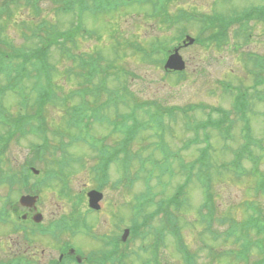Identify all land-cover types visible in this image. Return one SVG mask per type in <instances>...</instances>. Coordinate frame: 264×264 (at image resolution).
<instances>
[{
    "label": "rangeland",
    "instance_id": "374dc122",
    "mask_svg": "<svg viewBox=\"0 0 264 264\" xmlns=\"http://www.w3.org/2000/svg\"><path fill=\"white\" fill-rule=\"evenodd\" d=\"M26 1L0 0L1 5L9 2V10L0 20V24L5 25L6 28L3 33L6 40L12 46L25 49L27 52L30 51L29 49H36L38 41H41L36 36L41 35L33 31L40 25V21L46 22V20L50 26L55 27L56 25L61 32L76 35L77 46L76 48L73 46V51L76 53L78 51V55L80 52L102 54L107 60L106 69L110 73L109 85L121 86L122 90L127 91L128 99L126 100L129 101L125 105L132 102L138 104L139 107L142 106L143 109L138 111L140 118H148L146 110L161 109L172 115L175 114V119L165 118L167 131L164 139L171 151L178 153L179 157V160H173L174 174L172 175L162 176L155 168L156 175L149 181L150 190L143 179L149 171L141 173L137 169L138 159L135 162L136 165L132 166L133 174L136 173L137 179L131 176L132 180H135L133 184L130 183L131 187H113V182L118 178L119 172L116 167L112 168L110 182L102 191L104 198L101 202V211L97 213L90 211L88 197L84 191L92 189L95 184L91 167L96 162V156L82 141L66 149L58 147L61 140L56 133L57 130L65 132L64 141L76 134L73 128L68 127L74 126L70 106L75 105L72 108L74 110L87 93L79 96V88L87 81L71 71L74 68L78 69L77 59L67 60L57 47L53 48L49 51L50 62L61 67H57L54 75V85H52L54 99L49 104H44L38 115H33L38 111L36 106L33 108L34 101L30 98L28 106L21 109L19 102L24 94L20 90L17 91L16 86L8 90L2 100L4 106L13 115H8V118L5 116L6 122L0 120V134L4 136L10 135L14 117L15 120L24 121L27 125L37 126L43 121L46 122L48 126L44 124L45 130L49 133L46 143H50L47 145L50 153L42 157L49 163L59 157H65L67 160V164L62 169L69 177L68 192L63 194L59 183L48 180L49 184L43 186L42 191L38 193L35 211L44 215L42 228H47L46 231L51 230L52 228L48 225L56 223L61 216L66 217L68 221L73 219L81 221V218H86L92 233L99 236L108 235L111 238H121L124 229L135 222L142 227L141 233L137 235L130 233L129 241L120 244L121 248L115 254L116 261L108 260L106 264H146L148 259L154 261L153 264H186L183 260L185 253L194 255V264H244L234 260L231 256H223V249L238 247L239 243L232 245L233 242L229 239L227 241L228 236L225 238L221 230L232 225L234 221L249 216V211L245 207L246 200H254L264 210V194L260 193L256 196L254 189L256 183L251 176L238 178L234 173L217 172L215 168L212 169V181L209 188L212 206L203 216L206 220L210 216L213 218V229L221 232L218 239L213 238L204 224L205 219L200 217L201 205L205 196L203 188L196 180L189 183L182 191L179 199L185 202L180 210L175 209V203L171 197L178 185L183 184L186 179V172L179 167L180 159L184 165L195 160L200 149L208 146L205 134L211 136L210 157L217 165L221 162L226 164L225 161L233 157L234 150L242 145L246 124L240 118V114L236 113L234 95L226 86L233 88L234 93H237L238 88H243L248 106L247 125L251 129L253 138L261 143L260 147H253V151L256 152L255 154L263 155L261 168L264 172V81L256 83L255 76L249 69L254 67L257 59L247 58L248 51L264 55V21L258 18L243 24L240 20L241 29L247 30L244 33L238 29V24H231L233 20L231 19V25L226 24L225 27L227 28L228 25L229 27L223 32H218L220 28H217L216 36L221 34L222 46L220 48L216 46L215 41L204 47L196 43L183 46L180 53L187 62L183 76L166 75L164 68L156 62L159 56L154 57L147 52L139 54L134 46L142 44L151 48L152 45L161 42L164 45L162 48L167 47L169 43L174 48L182 42L173 39L183 34V31L195 37L199 34V26L194 22L181 19L176 24L168 23L172 19L171 15L176 17L181 13L210 15L218 12L235 18L240 14L237 11L262 5L264 0H143L141 2L134 0L133 4H128L125 0H94V2L83 0L89 7H92L94 3V5L109 8L108 11L97 9L96 14L85 12L82 16L83 23L95 33L94 37L79 33L76 28L77 14L74 11L62 10L63 8H60L62 5L57 2L61 0H44L43 8L39 11L27 5ZM81 7V3H78L77 10L80 11ZM44 35L48 34L44 33ZM58 37L61 39L62 35ZM236 44L240 46L239 50L234 49ZM258 60L261 61L260 58ZM0 70V85L7 87L12 82L7 77L10 74L4 73V71L7 72L6 66H0ZM262 74L264 78V71ZM25 88L28 89L27 85ZM56 96H65L67 102ZM105 96L106 94H103L99 99L90 97L89 101L95 106L101 104ZM115 101L113 97L112 102ZM1 102L0 108L3 106ZM125 105H121L120 108L119 106L118 108L107 107L105 110L103 108V111L109 117L121 115L117 113L123 112H128L124 115H129L131 106L126 107ZM95 108L90 109L89 114L94 112ZM185 110L186 117L183 116ZM224 112H229L230 118L234 121L230 131L232 139L226 140L219 130L212 127L206 131L202 129L195 131L194 127L188 128L186 125V121L193 125L194 122H203L210 117L213 118L212 120L218 119ZM94 123L93 132L105 137L107 146L114 147L121 139V136L114 134L107 124ZM149 129L146 125L140 126L138 133L142 141L133 146V150H140L142 156L152 155L155 158L153 163L150 161L146 163L148 170L152 169L153 164L159 161L161 163L164 158V154L160 151L155 150L152 153L155 149L154 141L159 135L156 131H148ZM23 135L16 132L10 141L5 143L0 141V176H6L3 179L4 182L0 184V211L11 212L10 203L20 206V197L26 193L23 192V185H12L9 176L15 172L20 173L26 160L34 162L36 157H40L37 150L32 152L31 149L35 143L41 142V137ZM0 137L2 138V135ZM244 163L248 167L251 166L248 160ZM36 164L40 163L36 162ZM52 167L50 165L49 168ZM45 168L49 169L47 166ZM18 177L22 178L23 175L20 173ZM34 178L31 180H37ZM77 195H83V200L77 201ZM165 201L171 202L170 217L163 213L159 215V202ZM73 214L80 215L73 216ZM175 222L179 230L174 236L171 232L174 231ZM82 230L88 232L90 228L82 227ZM158 231H162L161 236L157 234ZM23 234L22 231L12 229L11 225L4 224L0 220L1 264H7L15 259L14 254L20 252L24 256H34L31 264L52 262L53 258L59 256L60 249L58 248L61 242L67 238L77 244L81 255L85 252L86 254L92 251L98 252L95 255L97 260L94 264L101 262L100 253L107 248L102 242L98 240L94 242L82 235L68 237V234L63 233L61 237L54 238L51 236L53 235L51 231L50 235L38 234L26 240ZM80 239L87 243H81ZM25 241L28 242L25 243ZM121 254L126 255L122 260H120Z\"/></svg>",
    "mask_w": 264,
    "mask_h": 264
},
{
    "label": "trees",
    "instance_id": "16d2710c",
    "mask_svg": "<svg viewBox=\"0 0 264 264\" xmlns=\"http://www.w3.org/2000/svg\"><path fill=\"white\" fill-rule=\"evenodd\" d=\"M26 2L28 3L27 5L39 11L41 8H43L42 3H44V0H27ZM67 8L73 9L74 6H72L71 4L70 6H67ZM8 10H9V2H6L4 5L0 4V20L4 18ZM235 18L239 20H245L246 18H250V19L260 18L264 20V5H260L254 8L253 7L247 8V10L240 12V14L236 15ZM5 30H6L5 25L2 26V24H0V66L7 67V72L4 71V73L10 74L6 76L12 82L7 87H2V85H0V102L3 100V97L6 94V92H8V90L14 89L17 86L16 90L17 91L20 90L21 93L24 94L25 96V97L23 96L22 100L19 102L21 109H23V107L25 108L28 106L29 99L31 98L35 103L33 108L36 106L38 109V111L33 115H38L42 111L44 104H49L52 101V99H54V95L52 92V85H54L55 71L57 67L58 68L60 67L57 64L50 62L49 51L57 47V49H59L63 57H65L67 60H73L76 54L73 51V46L75 47L74 44L75 38L69 32L68 33L61 32L59 28L57 29L56 25L55 27L53 25L50 26L47 20L46 22L40 21V25L33 32L35 34L41 35V36H36L41 41H38L39 43L36 49H29L30 51L27 52L25 51V49L23 50L12 46L10 42H8L3 35ZM44 33L48 35L45 36ZM59 35H62L61 39L58 37ZM71 71L77 74L76 68L71 69ZM87 79L91 80V76L87 75ZM25 85H27L28 89L25 88ZM106 91L107 92L116 91V97H114L116 99L115 102H117L115 104L116 107L118 106L119 103L125 102L126 96H128V93L126 91L125 97L122 98L119 97L117 95L116 88L113 86H110V88H108ZM83 94L84 93H79V96H82ZM77 95H78V90H77ZM101 95H102L101 93L98 94L90 93L86 95V99H88L87 107H89L90 109L96 107L94 110L95 113H93L92 115H101V113H103L102 109L107 107L102 103L97 104L95 106L92 105V103H90L89 101L90 97L99 99L101 98ZM56 97H60L63 101H66L65 96H56ZM2 103L3 101L1 102V105ZM244 103H245L244 98H239L237 100L236 106L238 111L242 110V108L244 107ZM73 107H75V105L70 106L71 109L70 114L79 115L80 114L79 111L81 107L84 106H82V104L79 103L74 110H72ZM132 114L136 115L134 111ZM8 115H13V114L6 106H4L3 103V106L0 108V120L2 122H6L5 116L6 118H8ZM103 115L106 114L104 113ZM229 118L230 115H224L223 117H221L220 120H215L214 123L217 126H220ZM126 119L127 117L124 116L121 122L119 123L115 122L113 124L114 126L113 132L114 134L119 135V137L122 135L120 142L123 141L125 143L131 142L134 145V143L140 142V140L136 138V134L138 133V129L140 128L142 123H138V122L125 123ZM73 121L76 124L81 125L80 119L74 117ZM82 121L85 122L86 127L89 126V122L87 120L82 119ZM43 123L45 124V126H48L46 122L43 121ZM209 123L210 122H207L205 125L202 126L206 127L207 124ZM90 124H92V121H90ZM29 126H30L29 128L30 131L42 133L38 129L33 128L35 127V125L31 127L32 125L18 123L15 126V128L17 130L21 129L19 132L21 134H25L26 132H28V130L23 128ZM40 128H42V126H40ZM42 130L46 131L45 127ZM59 132L62 133L63 131L59 130ZM0 135H2V138L0 137V141L2 143L7 142L6 138L9 137L7 135L4 136L3 134ZM64 137H66V135ZM84 137L86 138L87 143L91 146L90 149L92 150V152H94V154H97L98 152L104 157L100 159V162L97 164V167L95 168L97 176L102 174V182H103L107 178V169L110 166V164L113 162H117V160L115 159L116 153L111 150H109L108 152V149L105 146H103L107 144L105 139L102 140L100 138L98 140L92 135H90L89 132L87 131L86 134H84ZM59 139L63 141V139L61 138ZM248 147H249L248 144L242 146L240 150L236 152L235 158L232 161L230 162L225 161L226 164L222 163L221 165H218L216 167V171L234 173L238 177L251 176L253 180H256L255 190H256V194H258L259 196L260 193L264 194V172L262 171L261 168V161L263 160V155L260 154L258 155L253 153V151H251ZM209 148L210 147L208 145L206 148L202 149L201 155L197 157L195 161L191 162L188 166L184 165L183 162L180 163V168L183 170L188 168V173L186 174V179L184 183L178 185L176 189L177 193L184 191L187 184H189L195 176L198 180L201 179V181H203V178L207 182L211 181L210 179V177L212 176L211 171L214 168V166L208 159L209 155L211 154ZM47 151L50 152V148ZM135 153H138L137 155L142 157L138 149H136ZM246 158L252 161L250 167H248L243 162L244 159ZM42 159L45 160V158ZM117 163L120 164L123 175L126 177L130 165H128V163H124V164L120 162ZM198 163H200V166L198 167V172H195L194 169ZM51 169L55 171H60V167L56 164V162H54V165ZM91 170H93V168H91ZM100 183L101 181L99 182V184ZM179 198H180V194H175V196L174 197L172 196L171 198V200L176 204L177 207H179L181 204ZM158 208L159 211L163 212V214H165L167 217L171 216V213L168 210V203L166 204V201L160 203ZM251 208L252 211H250V214L247 218L242 219L241 221H234L232 225L226 227L227 231L226 229L221 230V232L224 233L223 236L225 238L227 236L229 238L230 235L233 236V245L238 242H240L241 245V248H239L240 247L239 245L238 247L230 248L227 249L226 251L225 249H223L224 252L222 254H230L239 249L237 255L235 256L240 260H242V263L264 264V210L260 207L259 204H254V206L253 207L251 206ZM16 210L20 211L19 207H17ZM213 223H214L213 218L210 216L205 221L204 224L206 228L214 236L220 235L221 232H218L213 229ZM228 238L226 240H228ZM242 239L243 242L241 244Z\"/></svg>",
    "mask_w": 264,
    "mask_h": 264
},
{
    "label": "water",
    "instance_id": "95a60500",
    "mask_svg": "<svg viewBox=\"0 0 264 264\" xmlns=\"http://www.w3.org/2000/svg\"><path fill=\"white\" fill-rule=\"evenodd\" d=\"M181 59V56L177 53L175 55H173L168 64H167V67H176L177 69H182L184 64H183V61L180 60ZM90 201H91V204L93 206H96V204L98 203V201L101 199L102 197V194L101 193H97V192H91L90 194ZM36 197H33V198H30V197H27V198H23V202L27 203V204H32L34 203ZM128 233V231L126 232V234Z\"/></svg>",
    "mask_w": 264,
    "mask_h": 264
},
{
    "label": "flooded vegetation",
    "instance_id": "af4514ba",
    "mask_svg": "<svg viewBox=\"0 0 264 264\" xmlns=\"http://www.w3.org/2000/svg\"><path fill=\"white\" fill-rule=\"evenodd\" d=\"M28 210L29 211H26L25 213L28 214V216H29V212L33 211V208H28ZM116 250L119 252L120 246H119V248H116ZM68 253H69V256H72V255H75L76 254V252L75 253H72L71 251H68ZM14 257H15V259L10 260L7 264H14L17 261V259H24V257H27V259L31 263L32 260H33V258H34V256H26V255L24 256V254L21 253V252L18 253V254H14ZM63 257H65V255ZM80 261H82L81 258H80Z\"/></svg>",
    "mask_w": 264,
    "mask_h": 264
},
{
    "label": "bare ground",
    "instance_id": "6f19581e",
    "mask_svg": "<svg viewBox=\"0 0 264 264\" xmlns=\"http://www.w3.org/2000/svg\"><path fill=\"white\" fill-rule=\"evenodd\" d=\"M80 242L81 243H87L85 240H82V239H80Z\"/></svg>",
    "mask_w": 264,
    "mask_h": 264
}]
</instances>
